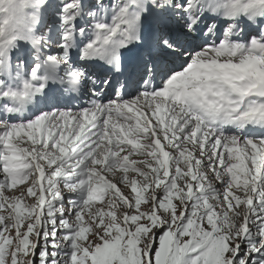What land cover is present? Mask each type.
<instances>
[{
    "label": "snow or ice",
    "instance_id": "6c2138e0",
    "mask_svg": "<svg viewBox=\"0 0 264 264\" xmlns=\"http://www.w3.org/2000/svg\"><path fill=\"white\" fill-rule=\"evenodd\" d=\"M0 264H264V0H0Z\"/></svg>",
    "mask_w": 264,
    "mask_h": 264
}]
</instances>
